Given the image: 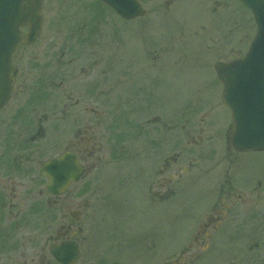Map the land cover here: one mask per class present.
Returning <instances> with one entry per match:
<instances>
[{
	"label": "rangeland",
	"instance_id": "rangeland-1",
	"mask_svg": "<svg viewBox=\"0 0 264 264\" xmlns=\"http://www.w3.org/2000/svg\"><path fill=\"white\" fill-rule=\"evenodd\" d=\"M138 1L146 15L124 22L97 0H42L41 32L24 48L37 57L33 73L20 63L16 85L27 83L19 100L39 96L52 104L57 93L44 80L58 82L64 52L71 89L79 87L73 75L81 65L77 56L83 54L96 67L97 100L125 97L126 108L135 113L141 109H133L139 100H156L160 108L161 146L155 161L139 137L129 138L128 152H113L123 139L116 135V142L106 143L101 160L88 161L91 169L65 196L66 220L73 232L81 229V255L92 264H163L180 256L184 264H264V153L238 154L236 174L225 176L221 160L230 114L219 104L221 87L213 72L215 62L238 60L248 51L256 31L253 18L238 0H216L225 3L220 8L213 0ZM125 76L129 85L127 77L122 81ZM174 151L180 156L178 166L187 171L161 189L174 195L164 196L152 209L145 184L153 182V170ZM224 204L234 209L230 215L241 212L236 221L228 216L218 225L217 211ZM247 210L254 213L242 217ZM72 211L81 215L79 222L68 217ZM53 213L50 209L46 232L34 228V244L55 238L58 219ZM206 219L215 221L214 227L204 228ZM39 223L42 228V218ZM141 233L143 239L134 244ZM194 254L200 257L190 263Z\"/></svg>",
	"mask_w": 264,
	"mask_h": 264
},
{
	"label": "flooded vegetation",
	"instance_id": "flooded-vegetation-1",
	"mask_svg": "<svg viewBox=\"0 0 264 264\" xmlns=\"http://www.w3.org/2000/svg\"><path fill=\"white\" fill-rule=\"evenodd\" d=\"M168 3H172V0ZM213 4L220 8L221 5L224 7L225 3L221 4L219 1L213 0ZM25 46L22 45L14 55L12 61L14 62V71L11 75L13 79L12 93L8 102L5 103L6 105L0 109V264H59L50 257L49 246L59 245L64 240H74L79 247V257L75 264H92L88 263V260L81 255L79 240L81 229L78 228L76 232H73L72 223L66 220L67 215L63 201L70 187L76 186L78 183L71 184L64 193L61 192L56 196L51 195L47 188L49 181L41 175L40 168L46 162L68 153L76 159L75 161L79 165L84 167V178L91 169L88 161L91 163L93 161L92 164H96L101 160L100 155L106 150V143L116 142V135H122L123 139H121L122 144H114L116 146L112 150L113 152H128L129 138L139 137L146 142L143 146L148 145L149 152L146 154L155 161L156 153L154 152L161 146L158 137L162 125L160 113H157V109L159 111L160 108L157 107L156 100H139L140 103L133 109L139 107L141 109L135 113L126 108V103L129 100L125 97L122 100L112 99L113 97L106 98L109 100H97L98 79L95 77L96 69H94L96 67L83 54L77 56L79 58L77 61L81 65L77 66L76 73L73 75L79 82V87L75 90L71 89L68 86L67 72L64 70L66 62L62 60L64 52L58 60V66L61 67L58 72V82L55 84L53 81L44 80L51 92L57 93V96L54 95L51 99L52 104L49 100H43L39 96L19 100L27 83L22 82L19 88L18 84L16 85L21 77L20 63L23 64L22 68L26 65L29 72H32L34 71L32 68L34 58H37L31 54V51L24 49L29 47ZM71 64L73 62L68 66ZM160 68L167 69L165 66ZM126 71L129 72V70ZM103 72L108 73L109 70ZM126 77L127 85H129V76L123 77L122 81L124 83ZM102 89L100 92L103 91ZM137 101L133 100V103ZM220 106L224 107L223 104ZM203 115L209 116L206 112ZM146 128L148 129L146 130ZM143 129L146 130V137ZM197 140L200 141V138L198 137ZM189 141L191 144L195 143L193 139ZM138 142H140L139 139ZM229 149L231 150L229 145L228 148L225 146V154L221 162L224 166L225 176L232 173L234 177L236 157L239 153L232 150L229 152ZM175 151L172 152L170 158L164 159L163 163L153 170V182L145 184L146 195L149 197L147 201L152 209L162 201L164 196L169 198L174 195L173 191L165 190L175 181H179L182 174L187 171L186 168L178 166L177 162L180 156ZM231 168H233L232 172H230ZM167 172H169L168 175ZM228 180V177L224 179L225 186L230 185L231 182ZM250 187L243 186L245 190ZM162 188H165L164 192H162ZM50 209L55 212L52 214L54 218L58 219L55 238L49 242L34 244L32 241L34 228H36V233L46 232L49 228ZM212 211L214 210L212 209ZM232 211H234L233 208L224 204L222 210L217 211L219 218L217 224L221 225L222 221L226 219L225 217L228 216H232L236 221L241 210H235L237 215H230ZM248 212L254 213V210H247L242 217L247 216ZM72 213H75L79 222L81 215L76 211L68 212V217L72 220L73 217L70 215ZM41 218L42 228L40 223L39 226L37 224ZM206 220L209 225H204V228L214 227L215 223L213 222L215 221ZM72 233H74L73 236ZM47 239H49L48 236ZM141 239H143L142 233L133 238V243L137 244ZM114 241H116L115 238ZM192 242H197V240L193 238ZM199 257L200 254H194L188 261L191 263ZM179 262L184 264L186 259L180 256L173 262H164L163 264H178Z\"/></svg>",
	"mask_w": 264,
	"mask_h": 264
},
{
	"label": "water",
	"instance_id": "water-1",
	"mask_svg": "<svg viewBox=\"0 0 264 264\" xmlns=\"http://www.w3.org/2000/svg\"><path fill=\"white\" fill-rule=\"evenodd\" d=\"M123 20L144 13L137 0H99ZM254 17L257 33L242 60L217 63L214 68L223 85L222 101L231 111L232 148L237 152L264 151V0H241ZM41 0H0V109L12 91L13 56L22 43L32 44L40 33ZM27 27L23 38L19 28ZM68 155L48 161L41 169L52 195L65 192L69 183L82 177L84 170ZM75 218L74 215H72ZM50 255L59 264H74L78 258L76 243L64 241L50 246Z\"/></svg>",
	"mask_w": 264,
	"mask_h": 264
}]
</instances>
